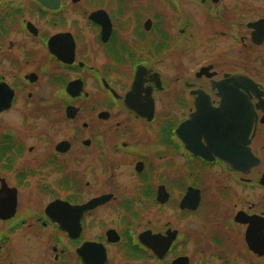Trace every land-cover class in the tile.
<instances>
[{"label": "flooded vegetation", "instance_id": "af4514ba", "mask_svg": "<svg viewBox=\"0 0 264 264\" xmlns=\"http://www.w3.org/2000/svg\"><path fill=\"white\" fill-rule=\"evenodd\" d=\"M0 103V221L45 232L55 264L264 260L238 197L264 191V0H0ZM242 133L245 172L224 161Z\"/></svg>", "mask_w": 264, "mask_h": 264}, {"label": "rangeland", "instance_id": "374dc122", "mask_svg": "<svg viewBox=\"0 0 264 264\" xmlns=\"http://www.w3.org/2000/svg\"><path fill=\"white\" fill-rule=\"evenodd\" d=\"M4 119L6 118H1V121H4ZM261 148L263 149L262 151L264 153V143L260 141V143L256 145V149L260 150ZM262 155L264 156V154ZM7 182L9 185L16 184L15 178L11 174L8 175ZM83 191L86 196L94 193V190L91 187H86L83 189ZM234 193L235 192L233 190L232 195ZM263 195L264 191L250 192L249 190L244 189L238 190L239 198L252 202L258 201L256 208L259 211H264V198H262ZM115 205L102 208L95 213L98 223L94 226L95 228L98 227L97 231L110 224L115 218H117V213L116 211L114 212ZM146 209L148 212L149 207H146ZM150 213L151 212H148L149 215ZM10 227L11 224L0 221V245H2L0 250V264H55L52 262L50 251L47 250L48 248L46 246L45 232L40 234V236L31 235L28 228L22 227L13 231V234L10 236V241L6 244L4 243V240L1 239V235L7 234ZM97 231L95 230L91 232L90 237L96 238L98 234ZM239 258L238 264H246L250 261V257L248 255H246V257L242 255ZM256 264H264V260H260V262H256Z\"/></svg>", "mask_w": 264, "mask_h": 264}, {"label": "water", "instance_id": "95a60500", "mask_svg": "<svg viewBox=\"0 0 264 264\" xmlns=\"http://www.w3.org/2000/svg\"><path fill=\"white\" fill-rule=\"evenodd\" d=\"M238 81L242 82L243 87H248L249 84L251 83V82H249V80H246L245 78H239ZM250 85H252V84H250ZM6 107H7V104L2 105L0 103V111ZM191 121L192 120L186 121L185 125H187V123H189ZM242 128L244 131V129L246 130V128H248V126L246 125ZM239 135H241L242 138L239 137V140H238V157H236V154L234 152L230 156H227L226 158H224V161L227 163V165L230 168H232L234 170L238 169V171L245 172L249 168H252L254 166L259 165L260 160L251 153L250 148H249V140L250 139L248 138L247 134L242 133ZM263 165H264V162H263ZM261 183L264 185V175L261 178ZM93 202H94V204H96L97 202H99V200H95ZM92 205H93V203H89V204L84 206V209L88 208ZM15 209H16L15 192L13 189L8 188L6 186V184H4V182L2 181V187L0 189V219L11 218L15 213ZM244 217H246L244 213L238 214V220H240V222L243 220L242 218H244ZM248 222L250 223V227L247 230L246 239L250 244L249 245L250 248L253 251H255L256 249H255L254 242H255L256 237H257V235H256L257 231H256L255 226L260 222H259V220H257L256 217H250Z\"/></svg>", "mask_w": 264, "mask_h": 264}]
</instances>
